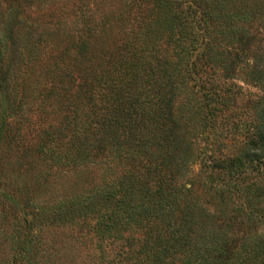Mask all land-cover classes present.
Here are the masks:
<instances>
[{
	"label": "rangeland",
	"instance_id": "rangeland-1",
	"mask_svg": "<svg viewBox=\"0 0 264 264\" xmlns=\"http://www.w3.org/2000/svg\"><path fill=\"white\" fill-rule=\"evenodd\" d=\"M170 1L0 0V122L10 140L18 141L8 148L0 141V264H9L7 242L25 219L33 234L27 260L20 264H104V257L113 256L125 240L137 248L156 221L171 245L176 238L170 231L186 211L194 227L191 241L175 255L168 252L161 264L233 263L242 245L264 237L263 226L244 222L209 192L206 177L213 172L210 165L202 166L206 158L238 153L245 142L244 124L262 106L264 0H247L258 6L244 30L247 38L240 43L214 39L206 45L200 42V28H192L195 18L200 25L204 18L190 12L202 0ZM129 9L130 19L125 17ZM115 15L122 24L119 29L112 25L101 41L104 49L132 43L139 51L158 50L175 67L176 89L170 96L174 127L168 143L173 158L166 174L172 179L163 182L164 201L146 202L137 187L143 182L151 186L143 169L103 149L90 150L81 126H71L73 99L85 90L81 82L75 80L64 94L51 85L50 71L42 64L28 71L15 65L17 39L76 40L100 19ZM154 17L174 22L156 24ZM127 31L135 35L129 44L122 34ZM61 44L49 49V56ZM210 46L214 60L205 62L199 53ZM218 92L229 97L223 105L207 100ZM38 111L46 115L49 129L33 144L27 139ZM148 139L149 151L162 156L159 137ZM159 213L162 217L155 219ZM108 219L114 223L109 228ZM164 219L167 226L159 223ZM120 251L126 264L140 259L134 250L122 246Z\"/></svg>",
	"mask_w": 264,
	"mask_h": 264
},
{
	"label": "trees",
	"instance_id": "trees-1",
	"mask_svg": "<svg viewBox=\"0 0 264 264\" xmlns=\"http://www.w3.org/2000/svg\"><path fill=\"white\" fill-rule=\"evenodd\" d=\"M173 1L176 4L186 3L182 0ZM192 6L190 12L193 15L197 12L204 18L201 19L202 25L199 23L200 19L195 18L192 28H200L199 32L202 34L200 42H204L205 45L214 39L224 40L225 43L232 40L240 43L242 39L247 38L244 30L247 29L250 14L258 8L254 2L251 1L249 4L247 0H202ZM125 15L130 19L131 10L129 9ZM153 20L156 24L161 22L165 26L174 22L173 18L168 19V22L167 19L165 22L160 21L158 17H154ZM204 23L208 26L204 27ZM121 24L119 15L108 16L100 19L96 26L86 29L83 36L76 40L71 36V40L67 42H63L62 39L58 41L47 39L45 40L47 43L41 40L17 39L14 47L15 65L28 71L42 64L50 71L51 85L57 86L58 91L64 94L69 91L75 80L81 82L85 90L82 96L73 99L71 126H81L82 131L86 133L90 150L103 149L106 153H112L119 159L134 163L143 169L144 177L151 186L145 187L143 182L137 187H140L146 202L164 201L167 200L163 195L167 181L163 182L167 176L168 180L172 179L171 174H166L172 169L173 158L168 143L174 127L170 96L176 89L175 67L166 62L164 55L158 50L139 51L131 46L130 41L133 42L135 35L129 31L122 34L125 38L128 37L127 42L130 45L123 47L121 45V48H113L110 51L104 49L101 41L107 38V32L112 25L119 29ZM41 42L45 44L41 45ZM58 43L63 44L60 50L49 56L51 52L49 49ZM47 44H50L49 47ZM3 47V41L0 39V61ZM199 54L205 62L214 60V50L211 46L202 49ZM209 98L211 99L207 100L211 102L214 100L217 105H223L229 97L223 92H218L211 94ZM38 113L36 112L34 116V127L32 130L29 129L27 139L33 144L41 140L42 135L47 136L46 131L49 129L45 123L46 115L42 111ZM209 114L214 119L217 118L216 115L207 112L208 116ZM0 124L1 145L6 148L15 146L18 141H11L6 135L7 126L3 121ZM243 127L245 142L238 153L206 158L202 166L204 168L211 166L213 174L206 177V185L222 206L239 213L244 222L264 227V100L256 116ZM150 135L152 140L157 136L161 140L157 146L162 148V156L159 157L155 152L149 151L148 144L151 141L147 140H150L148 139ZM130 187L131 185L127 189ZM189 213V211L182 213L181 218L171 229V234L176 238L171 245L165 241V234L156 221L153 223L154 228H147L137 248L132 241L125 240L113 256L104 257V264H126L127 260L120 258L122 246L127 252L132 253L134 250L139 260L143 258L152 264H161L168 252L175 255L189 243L194 231ZM159 215V217L155 215V219L162 217L161 213ZM106 223L109 228L113 219H108ZM159 223L167 226L165 219L163 223L159 220ZM32 232L31 222L28 219L22 220L18 235L7 242L10 249L9 264H20L23 259L27 260ZM139 260L130 264H143ZM219 262L217 260L215 264ZM227 264H264V237L251 244L242 245L233 263Z\"/></svg>",
	"mask_w": 264,
	"mask_h": 264
}]
</instances>
